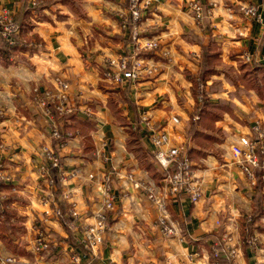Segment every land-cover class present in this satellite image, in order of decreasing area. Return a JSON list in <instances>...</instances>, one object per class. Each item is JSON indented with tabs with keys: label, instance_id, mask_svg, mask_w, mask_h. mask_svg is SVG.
<instances>
[{
	"label": "crops",
	"instance_id": "1",
	"mask_svg": "<svg viewBox=\"0 0 264 264\" xmlns=\"http://www.w3.org/2000/svg\"><path fill=\"white\" fill-rule=\"evenodd\" d=\"M0 1L15 19L30 9L33 25L20 36L16 56L7 64L0 58V174L9 176L0 178V258L72 264L71 257L80 254L93 264H264V183L257 187V174L251 181L230 152L240 137L255 138L257 123L264 129V0H200L207 9L202 21L195 18L192 0H144L149 11L139 23L127 0ZM247 5L257 7L260 19L243 14L241 6ZM38 6L41 13L34 10ZM136 28L142 43L156 39L159 48L136 43ZM121 57L144 60L154 74L110 85L107 65ZM57 78L70 83L75 108L71 119L59 123L68 136L59 149V199L72 191L83 226L95 222L104 204L103 176L116 197L105 241L94 254L84 249L79 232L70 229L73 243L68 239L51 213L53 204L45 203L48 194L55 200L56 189H48L38 172L42 147H54V141L50 119L34 99L54 92ZM145 113L151 129L143 124ZM172 116L181 120L177 127ZM152 127L189 146L204 189L197 203L185 196L168 201L178 231L173 236L157 226L160 213L145 190L162 180ZM260 176L264 181L262 169ZM9 199L13 215L5 224ZM16 225L22 227L18 237ZM38 231L52 245L41 261L35 252Z\"/></svg>",
	"mask_w": 264,
	"mask_h": 264
},
{
	"label": "built area",
	"instance_id": "2",
	"mask_svg": "<svg viewBox=\"0 0 264 264\" xmlns=\"http://www.w3.org/2000/svg\"><path fill=\"white\" fill-rule=\"evenodd\" d=\"M191 8L198 21H202L204 17V8L200 0H192ZM149 11V4L144 0H130V12L134 22L139 23L144 15ZM248 16H256V7L244 9ZM0 35L10 45H16L20 41V28L12 11L0 1ZM133 39L140 44L145 50H156L159 48V42L156 39H148L143 43L139 36L138 28L133 31ZM154 67L145 63L144 60L133 57H121L117 62L111 61L107 65L105 72V80L110 85H122L126 79L132 81L139 80L144 74L153 75ZM203 86H200V99L203 100ZM71 85L64 79H56V88L54 92H46L44 100L41 101L43 107L46 108L47 115L53 120L50 128V137L53 141L60 139V129L55 120V113L60 116L71 115L75 113V108L70 104ZM1 115V112H0ZM196 120L198 117L195 118ZM143 124L151 129L150 115L145 113L142 118ZM170 122L174 127L181 124V120L177 116H172ZM153 128V127H152ZM255 138L242 136L234 143L230 152L232 157L239 162L244 173L251 181H254L253 169H262L264 172V129L261 123H257L255 127ZM150 141L154 146V159L158 171L162 175L160 184L154 182L145 186V190L149 195V199L158 207L159 218L158 227L165 236H173L177 234V227L172 219L168 209V201L179 196L189 198L193 203H197L204 196L202 183L199 181L193 163L188 156L189 146L185 142L175 143L171 134L163 128H153L149 135ZM63 146V145H62ZM61 168L60 158L56 154L54 147H42V160L38 165V172L41 179L46 183L48 189H55L54 181L49 177V169ZM93 178V176H90ZM2 180H9V176L0 174ZM264 179V176H263ZM103 189L106 193L104 204L96 212L95 222L89 225H81L80 214L72 202V193L67 190L63 192L62 199L70 203L66 218L71 219L69 227L74 232L81 234V243L84 249L93 254L103 245L108 230L107 221L109 215L116 211V197L111 192L112 183L108 177L103 176ZM254 184V183H253ZM138 188L140 185H136ZM45 203L53 204L51 211L56 218L62 217V213L57 202L53 199L52 194L45 196ZM255 239L250 244H255ZM52 250L51 241L44 231L37 232L35 252L42 260L44 253ZM235 252L231 251L233 255ZM220 251L214 250L213 257L219 259ZM72 264H93V259L80 254H74L71 257ZM0 264H22L21 259L15 256H7L0 258ZM221 264V263H216Z\"/></svg>",
	"mask_w": 264,
	"mask_h": 264
},
{
	"label": "trees",
	"instance_id": "3",
	"mask_svg": "<svg viewBox=\"0 0 264 264\" xmlns=\"http://www.w3.org/2000/svg\"><path fill=\"white\" fill-rule=\"evenodd\" d=\"M127 1H128V3L130 2V0H127ZM34 10L38 13H41L42 6L35 7ZM30 15H31V10L28 8H25V10L22 11L21 14L16 17V21L18 22V25L20 28V36L23 34H26L29 29L33 28V25L29 20ZM19 49H21V48L19 47L18 44L10 45L0 35V58L3 60V62L5 64H7V60L9 58L16 56V54L19 52ZM204 72H202L201 79H200V81L202 83L205 82V77L207 75V73H205L206 75H204ZM207 72H210V71H207ZM205 103H206V97L204 96L203 97L202 110H203V106ZM72 117H73V114L66 115V116H60V115L55 113V119L58 122V124L62 123L63 121H66L68 119H71ZM59 129H60L61 137H60V139L54 141V149H55L56 154L60 158V165H62V159L59 155V149H60L61 145L63 143H65L68 136L66 135V132H64L62 130L61 125L59 126ZM59 169L60 168L50 167L49 177L54 181L55 189H56V191L54 192V195H55L54 198H55V201L57 202L58 207L62 213V217H60L59 220L63 224L64 228L66 229V231L68 233V239L71 241V243H73V238H72L71 231L69 228L70 219L69 218L66 219L64 216V215H66V213L68 212V210L71 206L69 205V203L67 201L59 199L60 195L62 194V192H61L62 185H61V181H60V177H59ZM253 172H255L257 174V178H258L257 187H261L264 183V181L262 180V178L260 176L261 175V169H259V168L255 169V170H253ZM1 188H4V185L0 181V189ZM10 203H12V199H9V200L4 202L3 214L5 215V218H6L5 222H4L5 224H8L10 222V217L13 215V212H11L7 208V206H9ZM252 225H253L252 221H250V223L243 225V232L246 233L247 230H250ZM19 229H21V231H22V227H19L17 225L12 227V230H13L15 237H18Z\"/></svg>",
	"mask_w": 264,
	"mask_h": 264
},
{
	"label": "rangeland",
	"instance_id": "4",
	"mask_svg": "<svg viewBox=\"0 0 264 264\" xmlns=\"http://www.w3.org/2000/svg\"><path fill=\"white\" fill-rule=\"evenodd\" d=\"M255 7L254 5H247V6H241V11L243 12V14L245 15V16H247V17H249V18H258V19H260V16L258 15V11H257V7H256V11H257V15L256 16H248V15H246L245 14V11H244V9L245 8H249V7ZM203 8H204V17H205V14H206V11H207V9H206V7H204L203 6ZM204 17H203V19H204ZM202 19V20H203ZM44 100V98H42V97H40V95L39 96H36V98L34 99V102H36V101H39V105L41 104V101H43ZM42 105V104H41ZM43 109H44V113H45V115L50 119V126H52V124H53V120H51V118L47 115V111H46V108L45 107H43ZM56 120V119H55ZM54 123H56L57 125H58V127H59V124L57 123V121L55 122L54 121ZM51 138V137H50ZM70 191V190H69ZM71 193H72V191H71Z\"/></svg>",
	"mask_w": 264,
	"mask_h": 264
}]
</instances>
